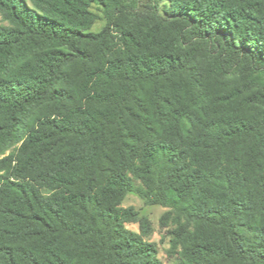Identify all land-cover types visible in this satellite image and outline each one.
Listing matches in <instances>:
<instances>
[{
  "label": "trees",
  "instance_id": "trees-1",
  "mask_svg": "<svg viewBox=\"0 0 264 264\" xmlns=\"http://www.w3.org/2000/svg\"><path fill=\"white\" fill-rule=\"evenodd\" d=\"M0 14V264H164L129 194L185 262L264 264V0Z\"/></svg>",
  "mask_w": 264,
  "mask_h": 264
},
{
  "label": "rangeland",
  "instance_id": "rangeland-1",
  "mask_svg": "<svg viewBox=\"0 0 264 264\" xmlns=\"http://www.w3.org/2000/svg\"><path fill=\"white\" fill-rule=\"evenodd\" d=\"M91 10L92 12H94L96 15L99 16V20L95 23V25L91 29V32L99 33L105 27L106 21L103 17L102 12L96 6H92ZM3 24L5 25V23L2 20V16L0 14V25ZM236 83H238V80L237 81L231 80L227 82L229 86L234 85ZM215 90L217 91V89ZM221 90L223 91V88H221ZM36 116L37 114L35 113L33 120ZM13 150L14 148H11L9 151L6 152L5 155L0 156V159L8 156ZM121 207L123 208L133 207L136 211L139 212L140 216L146 217L150 220L153 228V234L147 240L152 243H155L158 246V251H159L158 256L159 259L164 264H189L180 257L177 251H173L171 249L170 231L173 229V226H169L168 228H163L161 225V219L163 215L169 211V209L161 206H149L140 197L134 194L127 195L125 200L121 204ZM126 228L137 233L140 232L138 224H127Z\"/></svg>",
  "mask_w": 264,
  "mask_h": 264
}]
</instances>
